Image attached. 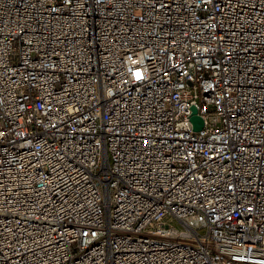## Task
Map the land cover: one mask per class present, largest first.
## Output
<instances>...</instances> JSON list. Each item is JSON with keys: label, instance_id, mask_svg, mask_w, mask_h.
Segmentation results:
<instances>
[{"label": "built area", "instance_id": "2783aa9c", "mask_svg": "<svg viewBox=\"0 0 264 264\" xmlns=\"http://www.w3.org/2000/svg\"><path fill=\"white\" fill-rule=\"evenodd\" d=\"M0 264H264V0H0Z\"/></svg>", "mask_w": 264, "mask_h": 264}, {"label": "water", "instance_id": "95a60500", "mask_svg": "<svg viewBox=\"0 0 264 264\" xmlns=\"http://www.w3.org/2000/svg\"><path fill=\"white\" fill-rule=\"evenodd\" d=\"M192 111H193V114L191 116V121L193 123L194 130L195 131H200L204 127V124H205L204 120H203L202 117H200L198 115V111H197L196 107H193Z\"/></svg>", "mask_w": 264, "mask_h": 264}, {"label": "rangeland", "instance_id": "374dc122", "mask_svg": "<svg viewBox=\"0 0 264 264\" xmlns=\"http://www.w3.org/2000/svg\"><path fill=\"white\" fill-rule=\"evenodd\" d=\"M176 227H180V226L176 224Z\"/></svg>", "mask_w": 264, "mask_h": 264}]
</instances>
